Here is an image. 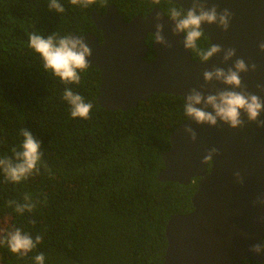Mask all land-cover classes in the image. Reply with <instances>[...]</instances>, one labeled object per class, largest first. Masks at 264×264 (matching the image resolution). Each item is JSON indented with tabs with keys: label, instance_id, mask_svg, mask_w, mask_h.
<instances>
[{
	"label": "trees",
	"instance_id": "obj_1",
	"mask_svg": "<svg viewBox=\"0 0 264 264\" xmlns=\"http://www.w3.org/2000/svg\"><path fill=\"white\" fill-rule=\"evenodd\" d=\"M49 0H0V156L12 155L29 129L41 142L39 174L20 183L0 173V220L20 228L41 242L26 256L0 245V264H162L166 248L164 228L173 214L192 210L196 179L188 184L159 181L161 155L170 147L169 135L181 124L184 99L179 94L154 92L127 109L98 104L100 72L94 65L80 73V83L65 85L45 71L39 54L29 47V35L94 33L92 12L108 6L126 19L144 17L153 7L164 13L161 0H97L80 7L60 0L63 13L48 9ZM148 34L146 60L154 57ZM211 45L203 34L197 42ZM191 59L198 60L195 51ZM65 87L92 104L88 119L71 117L62 99ZM30 195L36 207L23 215L9 201L23 203ZM5 234V233H1ZM264 242V238H263ZM243 264H264L244 260Z\"/></svg>",
	"mask_w": 264,
	"mask_h": 264
},
{
	"label": "water",
	"instance_id": "obj_2",
	"mask_svg": "<svg viewBox=\"0 0 264 264\" xmlns=\"http://www.w3.org/2000/svg\"><path fill=\"white\" fill-rule=\"evenodd\" d=\"M182 9L191 7V0H171ZM232 13L227 31L215 24H203V33L211 45L236 49V55L223 61V52L209 61L191 60L183 47V36H174L173 22L155 7L146 16L136 15L122 28L128 36L129 46L121 52L98 45L90 33L81 35L92 51L89 65L100 72L96 100L106 109H127L154 92L186 96L193 87L204 84L203 72L213 67L227 69L237 58L256 64V69L241 73L243 85L250 93L264 99V91L257 84H264V0H208ZM160 13L164 24L163 35L172 42L165 48L152 42L154 58L146 61V37L155 31L154 18ZM96 27L103 17L91 13ZM105 17L121 18L114 6H108ZM209 90L223 88L217 81L206 85ZM239 90V89H237ZM211 111V109H208ZM246 121L243 127L230 128L218 122L217 126L197 124L187 117L169 135L170 147L161 158L163 168L157 174L159 181L188 184L194 177L196 189L191 197L192 211L173 214L166 222L164 234L166 248L162 264H243L244 260L264 262V254L251 251L254 244L263 242L264 225L258 218L264 207L253 201L264 193V128ZM264 119V112L261 113ZM192 127L197 134L193 141L185 132ZM217 148L210 169L202 163L208 150ZM239 171L243 183L234 173Z\"/></svg>",
	"mask_w": 264,
	"mask_h": 264
},
{
	"label": "clouds",
	"instance_id": "obj_3",
	"mask_svg": "<svg viewBox=\"0 0 264 264\" xmlns=\"http://www.w3.org/2000/svg\"><path fill=\"white\" fill-rule=\"evenodd\" d=\"M166 1L171 2V0ZM96 2L97 0H70L72 5L85 8L95 5ZM152 3L160 5L161 0H152ZM48 9L57 13H63L65 10L60 0H49ZM104 13L98 14L103 17L102 22L98 27L95 26V32L90 34L94 36L98 45L109 46L110 50L121 52L129 46L128 36L122 29L125 28L123 25L128 19L121 14V18L105 17ZM163 16L173 22L172 34L174 36L182 34L183 47L189 52L195 51L200 62H207L215 54L221 52H223L224 62L229 61L236 55V49L232 47L222 48L221 45L213 43L205 48L197 43L204 34L203 24H215L224 31L228 30L232 17L229 9L225 8L218 11L217 5H208V0H191V7H184L182 10L170 7L166 13L163 12ZM154 21L155 31H152L154 42L163 45L165 48H171L172 42L163 35L164 24L160 13H157ZM29 47L41 57L44 70L51 72L53 76L58 77L65 85L80 83V73L88 68V57L92 55V51L83 37L76 35L59 36L56 33H52L45 36L38 31L32 32L29 35ZM259 48L264 51V42L259 44ZM256 67L255 63L248 65L244 59L237 58L232 66L227 69L213 67L211 70H205L203 72L205 83L201 84L199 88H191L188 94L184 96L183 109L187 119L191 118L197 124H207L209 126H217L218 122H221L235 129L245 125L246 121L242 118V115H246L248 122H255L257 127L264 128V119L260 118L261 113L264 112V99L248 92L246 86L242 83L240 75L249 71L250 68L255 70ZM213 81H217L225 87L209 90L206 85L211 84ZM257 88L264 91V84H257ZM62 99L70 106L71 117L89 118V113L93 106L91 103L85 102L79 93L73 92L70 87H65ZM208 109H211V111ZM185 132L190 135L193 141L196 140L197 134L192 127H186ZM20 134L23 140L18 148L14 147L12 149V155L0 156V173H3L6 181L12 183H20L34 174H39L43 164L41 142L27 128L21 129ZM217 153L218 149L213 147L203 157L202 163H208L207 171L210 169L209 161ZM43 167L46 171H50L46 164H43ZM234 175L237 181L242 184L243 177L241 173L237 171ZM194 178H197L196 181L198 180V177ZM8 203L10 206H14V210L21 215L25 212H31L36 207V202L27 194L23 198V203L17 201H9ZM253 204L264 207V193L259 195L253 201ZM258 222L264 225V215L258 218ZM41 240L42 237L40 235H36L33 238L20 228H15L6 234H0V245L6 244L12 253L19 256H26L36 248ZM251 251L256 254H264V242L252 245ZM34 261L35 264H44V254H37L34 257Z\"/></svg>",
	"mask_w": 264,
	"mask_h": 264
},
{
	"label": "rangeland",
	"instance_id": "obj_4",
	"mask_svg": "<svg viewBox=\"0 0 264 264\" xmlns=\"http://www.w3.org/2000/svg\"><path fill=\"white\" fill-rule=\"evenodd\" d=\"M9 218L5 217L3 220H0V234L1 233H7L8 231H11L9 228Z\"/></svg>",
	"mask_w": 264,
	"mask_h": 264
}]
</instances>
